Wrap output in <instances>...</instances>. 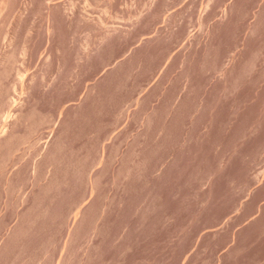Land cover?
<instances>
[{"label": "rangeland", "instance_id": "obj_1", "mask_svg": "<svg viewBox=\"0 0 264 264\" xmlns=\"http://www.w3.org/2000/svg\"><path fill=\"white\" fill-rule=\"evenodd\" d=\"M0 264H264V0H0Z\"/></svg>", "mask_w": 264, "mask_h": 264}]
</instances>
